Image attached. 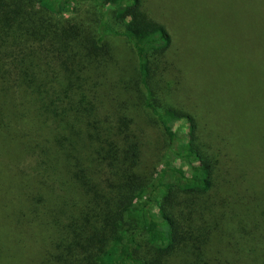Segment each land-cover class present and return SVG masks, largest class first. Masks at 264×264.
I'll return each instance as SVG.
<instances>
[{
  "label": "trees",
  "instance_id": "16d2710c",
  "mask_svg": "<svg viewBox=\"0 0 264 264\" xmlns=\"http://www.w3.org/2000/svg\"><path fill=\"white\" fill-rule=\"evenodd\" d=\"M179 6L243 79L257 138L235 112L199 122L160 101L173 36L143 0H0V136L25 164L6 185L0 170V264L20 262L15 243L27 264H264V196L244 189L264 181V72L252 63L264 67V42L248 25L244 51L233 36L226 46L215 0ZM142 113L164 134L153 149ZM50 182L53 196L38 188Z\"/></svg>",
  "mask_w": 264,
  "mask_h": 264
},
{
  "label": "rangeland",
  "instance_id": "374dc122",
  "mask_svg": "<svg viewBox=\"0 0 264 264\" xmlns=\"http://www.w3.org/2000/svg\"><path fill=\"white\" fill-rule=\"evenodd\" d=\"M183 0H143L144 11L148 17H152L158 22L166 25L173 36L172 48L167 55L163 56L161 60L160 72L162 77V87L164 89L157 91L158 98L165 105H170L178 108L184 112L190 113L196 117L200 122L202 119L212 120L215 115L217 121L227 123V118L230 112H235L239 116V124L242 128L249 130L250 136L257 138V127L253 124L250 117V112L247 108L246 99L243 91V79L234 78L231 76L230 69L225 65L218 64L215 60L214 53L218 51L220 54L226 53L224 49L219 46H215L209 42L208 39L201 38V23H196L193 17H189L190 12L182 10L179 6ZM222 12L221 19L223 20L225 27L223 28V34L225 35L226 46H233L232 40L228 39L230 36L236 37L237 44L241 51L246 49L248 45L249 26L250 25L264 42V11L257 7L256 0H215ZM178 5L176 12H171L174 5ZM171 6V7H170ZM253 16H249L248 9L251 10ZM171 12V13H170ZM246 13V14H245ZM213 14V13H209ZM239 20L237 31H234L233 24L231 23L230 16ZM211 16V15H210ZM211 18V17H210ZM221 26L220 23H217ZM242 28V29H241ZM190 29L198 31L197 34ZM207 42L209 44H207ZM255 42L257 40L255 39ZM116 50V56L122 64L125 77L128 79H134L136 62L134 54L130 50L128 44L125 41L118 40L114 44ZM254 65L260 68L264 72V67L260 65L262 60L253 61ZM254 70V68H253ZM259 70V69H258ZM252 72V70H250ZM264 89V84H261ZM142 117L145 121L149 122V128L147 132L149 134V149L155 148L158 142L163 141L164 134L162 130L155 125L149 114V118L145 113H142ZM153 119V118H152ZM47 131L55 132L56 128L50 124ZM46 131V130H45ZM256 131V132H255ZM4 135V134H3ZM259 134L258 144L264 146V141ZM159 140V141H158ZM8 146L3 138L0 136V170L2 172L4 184L10 183V177L14 176L15 171L19 172L20 169L25 168V164L19 166L14 165L13 161L8 157ZM260 178H256L258 181ZM14 181V180H13ZM254 181V182H255ZM1 183V182H0ZM55 184L50 182L49 185H39L38 188L45 195L47 192L52 191ZM10 187H13L12 185ZM252 183L246 182L244 189L248 190L247 195L254 193L256 195L264 196V181L262 178L257 182V188L251 190ZM12 189V188H10ZM24 191V190H23ZM32 190H28L27 195ZM56 191L59 193L58 186L56 185ZM25 192V194H26ZM22 193V192H21ZM23 193V197L25 195ZM38 194V193H37ZM50 194L53 196L52 192ZM37 198H39L37 196ZM36 197L32 199L37 200ZM73 197H71L72 199ZM40 204L42 205L41 201ZM6 210H9L10 205H7ZM35 215V214H34ZM33 214L30 213L29 218L33 219ZM48 218L52 220L54 216L48 213ZM41 219V217H40ZM41 220H46L42 216ZM34 226L37 225V218L34 219ZM49 225L48 227H50ZM47 227V226H45ZM43 230L46 232V228ZM14 236V235H13ZM16 249L20 255V262L18 264H27L23 258L22 250ZM36 247L32 249L33 253L36 252Z\"/></svg>",
  "mask_w": 264,
  "mask_h": 264
}]
</instances>
